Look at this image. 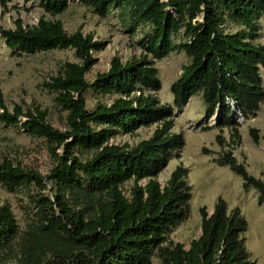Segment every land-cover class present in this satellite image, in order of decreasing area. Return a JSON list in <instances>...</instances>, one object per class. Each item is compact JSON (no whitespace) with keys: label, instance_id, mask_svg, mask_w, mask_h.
I'll use <instances>...</instances> for the list:
<instances>
[{"label":"trees","instance_id":"1","mask_svg":"<svg viewBox=\"0 0 264 264\" xmlns=\"http://www.w3.org/2000/svg\"><path fill=\"white\" fill-rule=\"evenodd\" d=\"M79 1L99 17L115 11L131 35L146 27L138 41L141 51L124 61L113 56L108 69L89 82L85 74L102 41L79 30L68 33L59 19L40 17L30 26L17 19L13 28L0 24V39L13 52L70 48L78 59L63 62L42 84L64 112L63 129L53 127L38 105L25 110L15 105L8 112L0 94V122L43 139L53 160L42 174L0 159V186L27 199L22 229L10 205L0 204V264H152L153 259L158 264H253L244 245L247 222L237 207L228 210L221 197L211 213L199 208L200 233L187 248L169 239L168 232L189 215L188 171L180 163L164 184L156 177L184 145L181 134L172 131L175 110L201 93V130L229 131L226 142L215 135L227 149L213 161L227 165L243 188H255L257 202H264V182L248 173L232 151L240 142L237 117L256 116L264 102L258 23L264 0ZM38 6L55 16L68 8L69 0H38ZM173 51H182L187 63L170 84L169 104L156 96L161 83L155 61ZM87 90L114 97L88 110ZM18 116L25 121L20 123ZM211 117L214 122L208 124ZM153 124L151 135L134 145L110 142L116 134ZM248 132L258 139L257 129ZM130 180L124 193L122 185Z\"/></svg>","mask_w":264,"mask_h":264},{"label":"rangeland","instance_id":"2","mask_svg":"<svg viewBox=\"0 0 264 264\" xmlns=\"http://www.w3.org/2000/svg\"><path fill=\"white\" fill-rule=\"evenodd\" d=\"M40 17L59 19L68 33L79 30L104 43L102 49L92 52L96 62L85 74V79L89 82L97 73L108 69L113 56L122 61L137 57L141 51L138 41L147 29L140 26L131 35L115 11L99 17L79 0H69L68 8L55 16L44 13L38 6V0H8L0 3V24L5 28H13L17 19L23 25H34ZM258 23L259 40L264 43V15L259 18ZM65 61H78L70 48L18 54L9 50L0 39V94L7 111L11 112L15 105L22 110L38 105L47 111V121L53 127L63 129L64 112L55 107L53 94L45 90L42 84ZM185 63L187 57L182 51L170 52L155 61L161 83L156 92L160 102L172 104L170 84L179 76ZM113 97L87 90L84 93L85 108L91 110L99 102L110 103ZM2 111L0 107V112ZM204 111L205 104L201 93L192 95L185 105L175 110L172 131L181 134L184 145L177 151V155L168 159L156 179L164 184L175 166L181 163L188 171L186 181L191 186V199L188 217L174 226L167 237L187 248L190 240L200 233L199 208L205 207L211 213L216 199L221 197L228 210L237 207L247 222L243 236L249 260L253 264H264V202L259 204L257 190L253 187L244 189L240 176L227 165H219L213 161L222 149H227V146L222 147L217 143L215 135L220 133L226 142L229 131L225 128L201 130ZM18 120L22 123L25 117L18 116ZM199 122L201 124L197 126ZM155 126L156 124L140 127L130 134H116L110 138V142L134 145L148 138ZM249 128L257 129L256 141L251 138ZM238 130L240 142L232 146L233 155L238 162L244 164L248 173L264 182V102L256 116L243 120ZM57 151L60 152L61 149ZM3 157L23 167L36 168L42 174H46L53 165L43 139L30 136L19 126L0 122V159ZM141 183L142 181L138 182ZM131 185V180L122 185L124 193L128 192ZM3 202L10 205L19 227L24 228L26 215L23 206L26 205V197L18 191L10 192L0 186V204ZM152 264L158 262L153 259Z\"/></svg>","mask_w":264,"mask_h":264},{"label":"built area","instance_id":"3","mask_svg":"<svg viewBox=\"0 0 264 264\" xmlns=\"http://www.w3.org/2000/svg\"><path fill=\"white\" fill-rule=\"evenodd\" d=\"M263 89H264V83H263ZM239 123H241L243 121V118L241 116H238L237 119H236ZM214 122V119L211 117L209 120H208V124H212Z\"/></svg>","mask_w":264,"mask_h":264},{"label":"crops","instance_id":"4","mask_svg":"<svg viewBox=\"0 0 264 264\" xmlns=\"http://www.w3.org/2000/svg\"><path fill=\"white\" fill-rule=\"evenodd\" d=\"M262 79L264 80V74L262 75Z\"/></svg>","mask_w":264,"mask_h":264}]
</instances>
